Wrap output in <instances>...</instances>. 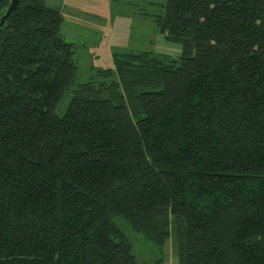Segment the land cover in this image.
<instances>
[{
  "label": "trees",
  "instance_id": "obj_1",
  "mask_svg": "<svg viewBox=\"0 0 264 264\" xmlns=\"http://www.w3.org/2000/svg\"><path fill=\"white\" fill-rule=\"evenodd\" d=\"M62 20L16 0L0 26V264H139L135 235L149 264L170 236L178 264H264V0H165L177 57L78 84Z\"/></svg>",
  "mask_w": 264,
  "mask_h": 264
},
{
  "label": "rangeland",
  "instance_id": "obj_2",
  "mask_svg": "<svg viewBox=\"0 0 264 264\" xmlns=\"http://www.w3.org/2000/svg\"><path fill=\"white\" fill-rule=\"evenodd\" d=\"M62 16L60 31L72 42L76 58L75 82L87 79L88 69L112 67V52L118 49L149 50L171 57L180 54V46L163 38L156 18L162 16L165 0H44ZM71 92L65 91L55 107L62 115ZM127 235H132L128 230ZM139 235L133 238L132 251L139 264H149L159 252ZM132 237V236H130ZM168 237L161 249L162 264H178Z\"/></svg>",
  "mask_w": 264,
  "mask_h": 264
},
{
  "label": "water",
  "instance_id": "obj_3",
  "mask_svg": "<svg viewBox=\"0 0 264 264\" xmlns=\"http://www.w3.org/2000/svg\"><path fill=\"white\" fill-rule=\"evenodd\" d=\"M15 4H16V0H9L4 13L0 15V26L2 25L4 20L7 18V16L10 14V12L14 9Z\"/></svg>",
  "mask_w": 264,
  "mask_h": 264
}]
</instances>
